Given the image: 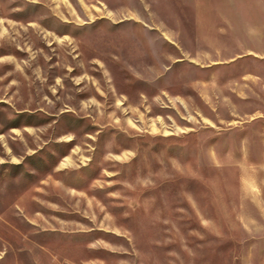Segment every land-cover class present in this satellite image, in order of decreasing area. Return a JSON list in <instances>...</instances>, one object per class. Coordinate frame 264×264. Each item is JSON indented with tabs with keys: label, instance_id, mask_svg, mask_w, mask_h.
Wrapping results in <instances>:
<instances>
[{
	"label": "rangeland",
	"instance_id": "rangeland-1",
	"mask_svg": "<svg viewBox=\"0 0 264 264\" xmlns=\"http://www.w3.org/2000/svg\"><path fill=\"white\" fill-rule=\"evenodd\" d=\"M262 17L0 0V264H264Z\"/></svg>",
	"mask_w": 264,
	"mask_h": 264
},
{
	"label": "crops",
	"instance_id": "crops-1",
	"mask_svg": "<svg viewBox=\"0 0 264 264\" xmlns=\"http://www.w3.org/2000/svg\"><path fill=\"white\" fill-rule=\"evenodd\" d=\"M258 20H260L259 22H260V24H264L263 22H264V17H262V18H258ZM256 65L258 66V68H260L261 70L263 69L264 70V58H261V59H258L257 61H256ZM262 70V71H263Z\"/></svg>",
	"mask_w": 264,
	"mask_h": 264
}]
</instances>
